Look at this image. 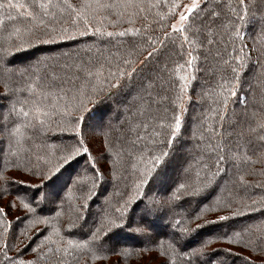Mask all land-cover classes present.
Wrapping results in <instances>:
<instances>
[{"label": "snow or ice", "instance_id": "snow-or-ice-1", "mask_svg": "<svg viewBox=\"0 0 264 264\" xmlns=\"http://www.w3.org/2000/svg\"><path fill=\"white\" fill-rule=\"evenodd\" d=\"M0 86V264H264V0H0Z\"/></svg>", "mask_w": 264, "mask_h": 264}, {"label": "trees", "instance_id": "trees-1", "mask_svg": "<svg viewBox=\"0 0 264 264\" xmlns=\"http://www.w3.org/2000/svg\"><path fill=\"white\" fill-rule=\"evenodd\" d=\"M86 39H90V38H86ZM32 54L33 53L21 54L20 59H23V58H25V57H27L29 55H32ZM252 72H253V68H252V66H249L248 72L245 75H247L249 73H252ZM201 75L203 76V73H201ZM253 82H254L253 91L256 93L257 99H259V96H260V86L259 85H256L255 84V81H253ZM200 85H201V81L198 80L196 83L193 84V89L198 91L199 88H200ZM193 98L195 99V92H193ZM191 107L192 106H190V108ZM197 109H198V111L200 110L198 107H197ZM237 110H239V106L238 105H237ZM189 114L191 115V110H189ZM192 207L194 209L196 207V205L195 204H192ZM166 224H167V221L166 220L165 221H157V229H156L155 234L156 235H160V236L170 235L171 234L170 229H168L166 227ZM205 231H207V230H205ZM129 242L130 243H137L138 244L140 241H129ZM236 264H240V262L237 261Z\"/></svg>", "mask_w": 264, "mask_h": 264}, {"label": "rangeland", "instance_id": "rangeland-1", "mask_svg": "<svg viewBox=\"0 0 264 264\" xmlns=\"http://www.w3.org/2000/svg\"><path fill=\"white\" fill-rule=\"evenodd\" d=\"M249 47H251V44H249ZM25 58H23V59H25ZM255 58H256V54H255V52H253V59L255 60ZM250 74L251 73L247 74L246 76H249V78L251 79V75ZM253 84H254V82H253ZM2 91H3V88H2V86H0V92H2ZM2 103H4V101L3 100H0V104H2ZM193 108H195V110L198 111L197 107L195 105H192V107L190 108L191 113H192ZM10 174L15 175V173H10ZM10 199H12V197L11 196H7L3 200H0V206L6 205L7 202ZM192 210H193V207L191 205V207L189 208V211H192ZM17 214H20V213H14L13 214V217L15 215H17ZM161 237H163V236L156 235L154 233L153 236H152V241L155 242L156 240H158ZM217 246H219V245H217ZM152 255H155V254H150L148 257L142 258V259H137L135 256H133L132 259H130V260L127 261V264H146V260L151 259L152 258ZM117 260H119V257L112 256L108 261H106V262H100V264H116Z\"/></svg>", "mask_w": 264, "mask_h": 264}]
</instances>
